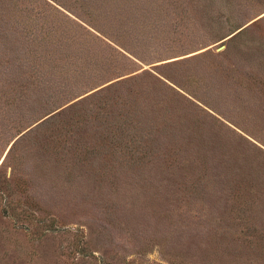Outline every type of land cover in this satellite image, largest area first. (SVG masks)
Returning a JSON list of instances; mask_svg holds the SVG:
<instances>
[{
    "label": "rangeland",
    "instance_id": "1",
    "mask_svg": "<svg viewBox=\"0 0 264 264\" xmlns=\"http://www.w3.org/2000/svg\"><path fill=\"white\" fill-rule=\"evenodd\" d=\"M0 264H264V0H0Z\"/></svg>",
    "mask_w": 264,
    "mask_h": 264
}]
</instances>
